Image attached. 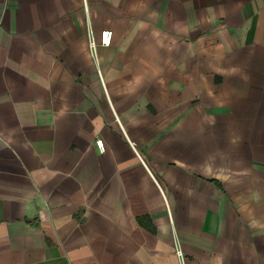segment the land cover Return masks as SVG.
Instances as JSON below:
<instances>
[{
  "label": "crops",
  "instance_id": "crops-1",
  "mask_svg": "<svg viewBox=\"0 0 264 264\" xmlns=\"http://www.w3.org/2000/svg\"><path fill=\"white\" fill-rule=\"evenodd\" d=\"M0 264H264V0H0Z\"/></svg>",
  "mask_w": 264,
  "mask_h": 264
},
{
  "label": "built area",
  "instance_id": "built-area-1",
  "mask_svg": "<svg viewBox=\"0 0 264 264\" xmlns=\"http://www.w3.org/2000/svg\"><path fill=\"white\" fill-rule=\"evenodd\" d=\"M111 37H112L111 30H103V31H101L100 32L99 44L101 46H108L110 44V42H111ZM89 46H90V49L93 50V48L96 46V44L94 42H90ZM96 144L101 150L104 149L103 143H102V141L99 138L96 139Z\"/></svg>",
  "mask_w": 264,
  "mask_h": 264
}]
</instances>
